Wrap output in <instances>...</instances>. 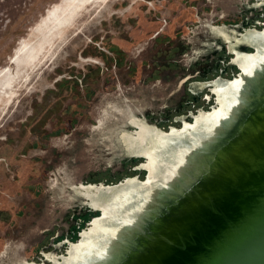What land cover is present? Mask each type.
Returning a JSON list of instances; mask_svg holds the SVG:
<instances>
[{"label":"water","instance_id":"water-1","mask_svg":"<svg viewBox=\"0 0 264 264\" xmlns=\"http://www.w3.org/2000/svg\"><path fill=\"white\" fill-rule=\"evenodd\" d=\"M71 73L0 264H264V0H60L0 57V138Z\"/></svg>","mask_w":264,"mask_h":264},{"label":"rangeland","instance_id":"rangeland-1","mask_svg":"<svg viewBox=\"0 0 264 264\" xmlns=\"http://www.w3.org/2000/svg\"><path fill=\"white\" fill-rule=\"evenodd\" d=\"M60 0H0V57ZM83 100L73 73L14 118L0 138V231L40 145Z\"/></svg>","mask_w":264,"mask_h":264}]
</instances>
